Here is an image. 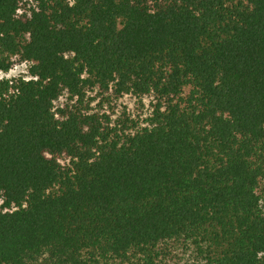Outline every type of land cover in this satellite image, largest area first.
<instances>
[{"label":"trees","instance_id":"trees-1","mask_svg":"<svg viewBox=\"0 0 264 264\" xmlns=\"http://www.w3.org/2000/svg\"><path fill=\"white\" fill-rule=\"evenodd\" d=\"M16 61L0 264H264V0H0Z\"/></svg>","mask_w":264,"mask_h":264},{"label":"rangeland","instance_id":"rangeland-1","mask_svg":"<svg viewBox=\"0 0 264 264\" xmlns=\"http://www.w3.org/2000/svg\"><path fill=\"white\" fill-rule=\"evenodd\" d=\"M28 68L26 63L16 61L10 70L0 71V78H13L26 74ZM153 99L151 96H145L139 99L136 96L127 95L120 99L115 107L114 117H118L124 110L130 111L133 115H147L152 109Z\"/></svg>","mask_w":264,"mask_h":264}]
</instances>
